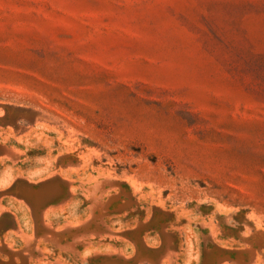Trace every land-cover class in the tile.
I'll use <instances>...</instances> for the list:
<instances>
[{"label":"rangeland","instance_id":"rangeland-1","mask_svg":"<svg viewBox=\"0 0 264 264\" xmlns=\"http://www.w3.org/2000/svg\"><path fill=\"white\" fill-rule=\"evenodd\" d=\"M0 264H264V0H0Z\"/></svg>","mask_w":264,"mask_h":264}]
</instances>
